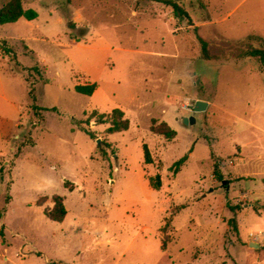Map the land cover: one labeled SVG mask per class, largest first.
Returning a JSON list of instances; mask_svg holds the SVG:
<instances>
[{
    "label": "rangeland",
    "instance_id": "rangeland-1",
    "mask_svg": "<svg viewBox=\"0 0 264 264\" xmlns=\"http://www.w3.org/2000/svg\"><path fill=\"white\" fill-rule=\"evenodd\" d=\"M176 1L192 26L145 0H22L38 18L0 26V264H264V67L239 57L264 0ZM115 109L128 131L87 122Z\"/></svg>",
    "mask_w": 264,
    "mask_h": 264
},
{
    "label": "trees",
    "instance_id": "trees-1",
    "mask_svg": "<svg viewBox=\"0 0 264 264\" xmlns=\"http://www.w3.org/2000/svg\"><path fill=\"white\" fill-rule=\"evenodd\" d=\"M149 2H155L163 4L172 9V13L175 19L181 20L185 19L189 26L193 25L192 18L189 12L180 5L176 0H145ZM38 18V13L33 9H24L22 5V0H8L0 8V26L6 24H12L18 22L20 19H26L32 21ZM68 27L71 30L76 29V25L72 22L68 23ZM198 28H195L197 32ZM87 33L85 30L84 34ZM199 42L201 44V53L204 59L210 60L211 55L208 49V43L198 36ZM247 44L246 48L239 54L241 58H254L259 61L262 67H264V40L258 36L251 35L246 37L245 42ZM27 47V46H26ZM35 71H39L38 67L34 68ZM97 90V84H88V85H77L75 86V91L79 94L92 96ZM32 99H34L31 94ZM35 100V99H34ZM41 109V108H40ZM42 110V109H41ZM56 111V109H53ZM98 115V119L101 124L109 123L110 126L107 129V133L115 134L128 131L130 128V121L125 117V114L120 109H115L111 114H97L93 113L91 117L88 118L87 122L95 118ZM89 137L92 138V134L86 130L82 129ZM151 132L164 137L167 140H172L176 137V131L171 128V126L166 122H158L156 119L152 120ZM145 151V164L149 165L152 163V157L147 145H144ZM187 158L183 157L176 161L170 168L174 174H177L180 168L186 163ZM216 173V171H215ZM216 175H219L216 173ZM150 187L154 190H160L162 187V181L160 175H155L154 177L149 178ZM54 207L50 211H47L46 216L54 221L62 223L67 216V210L64 205L63 199L59 196L53 198Z\"/></svg>",
    "mask_w": 264,
    "mask_h": 264
},
{
    "label": "water",
    "instance_id": "water-1",
    "mask_svg": "<svg viewBox=\"0 0 264 264\" xmlns=\"http://www.w3.org/2000/svg\"><path fill=\"white\" fill-rule=\"evenodd\" d=\"M207 107H208V103L207 102H205V101H197L196 104H195V107H194V112H196V113L203 112V111H205L207 109ZM194 121L195 120L193 118H190V119L185 118L184 119L185 124L194 123ZM226 182L227 181H223V184H226ZM250 246L254 247V248L258 247V245H255V244H251Z\"/></svg>",
    "mask_w": 264,
    "mask_h": 264
},
{
    "label": "crops",
    "instance_id": "crops-1",
    "mask_svg": "<svg viewBox=\"0 0 264 264\" xmlns=\"http://www.w3.org/2000/svg\"><path fill=\"white\" fill-rule=\"evenodd\" d=\"M208 106H209V103H208Z\"/></svg>",
    "mask_w": 264,
    "mask_h": 264
}]
</instances>
